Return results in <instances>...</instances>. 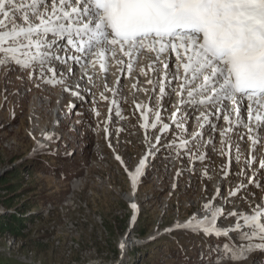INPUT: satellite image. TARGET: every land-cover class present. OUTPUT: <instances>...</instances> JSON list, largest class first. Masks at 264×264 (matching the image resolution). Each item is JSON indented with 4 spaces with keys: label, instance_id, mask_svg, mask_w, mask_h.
<instances>
[{
    "label": "rangeland",
    "instance_id": "374dc122",
    "mask_svg": "<svg viewBox=\"0 0 264 264\" xmlns=\"http://www.w3.org/2000/svg\"><path fill=\"white\" fill-rule=\"evenodd\" d=\"M140 64L145 67L144 60L137 66ZM93 75L91 82L84 81L91 90L86 98L82 103L76 100V108L59 120L62 129L56 131L60 138L50 148L44 141L41 151L37 141H42L39 137L50 125L53 101L67 92L60 85L36 88L27 76L22 82L17 74L0 67V264H121L118 245L125 240L122 264H198V256H193L200 252L191 250L193 244L186 246L193 239L190 232L166 230L199 217L209 202L213 208L222 206L225 215L233 210L251 214L256 205L264 211V176L258 175L261 187L248 185V178L258 173L264 159V131L253 150L247 128L238 130L243 139L234 137L239 151L233 143L225 146L223 155L219 132L213 137L216 150L207 144V135L198 137L189 150L195 152L193 144L199 146V154L206 157L199 161L185 158L187 150L179 147L176 139L192 130L174 126L162 136L167 147L137 185L135 199H128L130 174L115 155L122 157L130 171L135 168L147 149L145 137L152 136L155 143L154 136L161 135L158 128L151 127L160 106L156 98L151 99V85L145 86L147 89L143 86L144 93L137 88L115 92L110 86H121L117 74L112 75L114 83L107 72ZM137 75L127 72L121 83L141 85L146 78ZM135 78L141 84H136ZM107 86L109 91H105ZM156 94L158 97V90ZM67 98L56 105L64 113L70 109ZM149 99L151 122L145 131L137 106ZM168 100L176 104L178 97ZM128 101L133 103L128 105ZM165 109L160 123L174 110L173 106ZM219 123L223 126V121ZM250 155L258 161L247 168L246 177L238 175ZM178 172L181 175L177 176ZM241 181L247 192L229 197ZM132 203L137 204L134 226ZM227 221L229 225L234 222L220 219L219 224ZM246 245L258 247L253 241ZM253 260L264 264V254L255 251L242 262L225 260L224 264H253Z\"/></svg>",
    "mask_w": 264,
    "mask_h": 264
},
{
    "label": "snow or ice",
    "instance_id": "6c2138e0",
    "mask_svg": "<svg viewBox=\"0 0 264 264\" xmlns=\"http://www.w3.org/2000/svg\"><path fill=\"white\" fill-rule=\"evenodd\" d=\"M109 57L122 66L126 58L129 74L142 57L149 61L140 75L152 86L158 106L162 107L160 101L166 96L178 97L171 123L181 131H187L194 113L203 109L196 117L200 131L192 134L193 142L207 135V144L216 150L213 137L219 132L222 155L225 146L233 143L239 151L234 137L243 139L238 130L247 128L253 150L259 143L264 131V0H0V67L17 74L22 82L27 76L36 88L60 85L64 92L83 101V82L92 81L89 69L99 63L106 71ZM133 87L138 89V85ZM137 107L144 120L141 127L147 131V109ZM75 108L71 103L69 114ZM155 116L153 129L161 119L159 112ZM168 129L169 124L160 123V133ZM59 138L45 133L42 141H37V149L43 150V141ZM145 139L147 149L134 171L119 154L115 155L130 174L133 192L167 147L161 135L154 136L155 143L147 136ZM193 147L195 152L189 150L188 140L181 143L187 150L185 158L203 161L206 157L199 154V146ZM253 162L250 155L238 175L246 177ZM258 175L264 176V159L258 173L248 178V185L261 187ZM247 190L241 181L229 197ZM130 207L134 226L137 204ZM259 208L256 205L252 214L233 210L225 215L222 206L213 208L211 202L204 205L205 216L200 223L205 227L200 234L209 243L198 255V264L242 262L255 251L264 254V211ZM220 218L234 222L222 227ZM191 224L176 223L166 232L188 231ZM192 232L195 234L196 229ZM212 240L224 242L213 244ZM248 241L258 247L247 246ZM126 242L118 245L121 264Z\"/></svg>",
    "mask_w": 264,
    "mask_h": 264
},
{
    "label": "bare ground",
    "instance_id": "6f19581e",
    "mask_svg": "<svg viewBox=\"0 0 264 264\" xmlns=\"http://www.w3.org/2000/svg\"><path fill=\"white\" fill-rule=\"evenodd\" d=\"M125 59V64L122 66V65H120V64H117L116 63V61L115 60H113L111 57H109V60H108V62H107V68H106V71H104V70H102L101 68H100V66H99V63L97 64V66L94 68V69H89V74L91 75V76H94L93 74H95V75H97V74H100V73H105V72H107V75L109 76V81L111 80V83H114V80H115V78H113V76L112 75H115V74H117V75H115V76H119L118 77V79H119V81L117 82V84H121V86L119 85V86H117L116 84H115V87L113 88V87H111L110 86V88H111V90H114L115 92L116 91H119V90H121V91H132L133 89H132V85L131 84H129V83H127L126 85H124V84H122L121 82H122V80L125 78V76H126V72H128L127 71V67H126V65H127V60H126V58H124ZM147 61L148 62V60H145L143 57L141 58V60H140V62H142V61ZM141 68H142V65L140 64V65H136L135 67H134V72H136V73H138L139 75H140V70H141ZM92 79H94V77L92 78ZM117 80V79H116ZM86 81V80H85ZM95 81H97V80H95ZM84 83V82H83ZM96 83V82H95ZM137 84H141V82H139V83H137ZM144 85H147V84H145V82H142V84L141 85H138V89H136V91L137 90H139L138 92L139 93H144L145 92V90L143 89V86ZM85 86H88V85H85ZM108 89V86H107V88H105V91H109V90H107ZM85 94V93H84ZM130 94H131V96H133L132 94L133 93H128V95L130 96ZM67 95H69V96H67L68 98H67V100H66V103L68 102H70V103H75V101L76 100H78V99H75L73 96H71L69 93H67ZM129 99V98H128ZM120 103V102H119ZM128 103V105L129 104H131V103H133V102H131V101H128L127 102ZM126 103V104H127ZM140 103L141 102H139L138 103V105L140 106ZM64 104V103H63ZM141 105H142V103H141ZM118 108V107H117ZM165 108H170V105H167ZM196 113H198L199 114V111H196ZM149 119V113H148V116H147V120ZM246 120V119H245ZM160 124V122H157V125L158 126H160L159 125ZM83 126V125H82ZM100 136V135H99ZM101 138V137H100ZM151 139H152V136L150 137ZM110 139V138H109ZM103 139L101 138V141H102ZM98 141V140H97ZM138 187V186H137ZM135 195H136V193L135 192H133V189H131V192L129 193V196H128V199H132V198H134L135 199ZM228 204V203H227ZM204 216H205V212L202 214V215H200L199 217H197V218H194L193 220H191L192 221V224L190 225V229H191V227L192 226H194L195 225V223L198 221V220H203L204 219ZM209 216H210V213H209ZM189 221H186V222H184V223H180V224H185V223H188ZM190 229L188 230V231H190ZM178 231V230H177ZM163 235H159V236H157V237H159V238H161Z\"/></svg>",
    "mask_w": 264,
    "mask_h": 264
},
{
    "label": "clouds",
    "instance_id": "9594fccd",
    "mask_svg": "<svg viewBox=\"0 0 264 264\" xmlns=\"http://www.w3.org/2000/svg\"><path fill=\"white\" fill-rule=\"evenodd\" d=\"M51 116H52V112H51ZM51 116H50V124H51Z\"/></svg>",
    "mask_w": 264,
    "mask_h": 264
},
{
    "label": "built area",
    "instance_id": "2783aa9c",
    "mask_svg": "<svg viewBox=\"0 0 264 264\" xmlns=\"http://www.w3.org/2000/svg\"><path fill=\"white\" fill-rule=\"evenodd\" d=\"M162 140H163V138H162ZM145 144H146V142H145Z\"/></svg>",
    "mask_w": 264,
    "mask_h": 264
}]
</instances>
